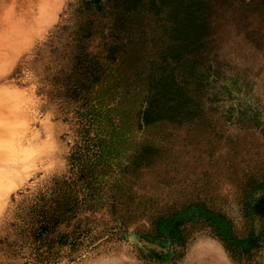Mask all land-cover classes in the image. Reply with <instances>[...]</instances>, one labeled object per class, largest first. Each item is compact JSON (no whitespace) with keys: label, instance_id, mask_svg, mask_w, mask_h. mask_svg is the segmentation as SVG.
<instances>
[{"label":"rangeland","instance_id":"obj_1","mask_svg":"<svg viewBox=\"0 0 264 264\" xmlns=\"http://www.w3.org/2000/svg\"><path fill=\"white\" fill-rule=\"evenodd\" d=\"M0 264H264V0H0Z\"/></svg>","mask_w":264,"mask_h":264}]
</instances>
